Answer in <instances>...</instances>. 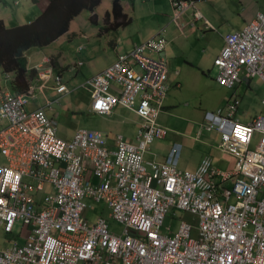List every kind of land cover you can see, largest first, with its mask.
Returning a JSON list of instances; mask_svg holds the SVG:
<instances>
[{
	"label": "built area",
	"instance_id": "built-area-1",
	"mask_svg": "<svg viewBox=\"0 0 264 264\" xmlns=\"http://www.w3.org/2000/svg\"><path fill=\"white\" fill-rule=\"evenodd\" d=\"M169 1L173 18L193 6V0ZM165 46L157 33L82 82L92 111L109 114L121 105L138 117L134 141L119 134L114 148L103 133L86 128L69 140L58 137L56 121L43 109L26 110L30 89L0 90V121H6L0 126V228L11 234L21 222L25 229L24 240L0 247V264H264V113L240 122L233 94L222 109L204 113L202 127L218 132V148L237 159L233 171L215 168L208 155L195 170L180 169L179 143L162 160L144 159L148 145L167 133L157 122L169 90ZM213 64L224 87L241 77L264 83L263 12L224 36ZM55 81L57 92L68 91ZM244 163L259 171L238 176ZM90 202L108 208L120 234L101 213L88 220ZM172 208L191 216L174 230L163 226Z\"/></svg>",
	"mask_w": 264,
	"mask_h": 264
},
{
	"label": "crops",
	"instance_id": "crops-1",
	"mask_svg": "<svg viewBox=\"0 0 264 264\" xmlns=\"http://www.w3.org/2000/svg\"><path fill=\"white\" fill-rule=\"evenodd\" d=\"M21 1L0 0V19L7 23L8 21L4 18L13 16L14 19L10 21L13 23L9 25L28 23L38 16L37 13H40L47 3V0H25V6H28L25 8L20 7ZM127 1L129 4L125 9L120 0L123 12L130 17V22L124 26L116 28L111 26L113 17L110 6V9L104 13L103 28L93 29L92 24L98 22L96 14L98 6L93 12L88 11L91 31L87 34L84 32L73 34L78 37L72 39L75 41L74 50H81L77 52V55H81L84 51H87L89 55L86 62L81 65V71L76 74L74 81L81 80L78 84L80 86L84 79L110 65L117 54L124 53L134 45L160 33L166 39L163 55L167 60L166 83L169 85V90L164 98L163 107L158 113L157 122L167 128V133L151 144L150 151L153 153L147 155L153 156L151 160H162L172 144L179 143L181 149L178 167L182 170H195L203 155L211 157L215 168L225 171L235 170L238 164L237 159L218 148L221 142L220 134L216 131L211 133L212 130L203 131L202 124L199 122H203L205 112L222 109L232 94L240 100L236 111V118L240 122L247 123L255 115L264 113V107L261 104L264 83L258 77H241L240 81L230 89L218 84L215 78H211L217 74L213 60L223 45L224 36L240 30L255 16L256 12L264 13V0H193V6H186L177 18L172 17V6L169 0ZM194 11L199 13L200 18H194ZM102 29L104 31H101ZM65 34L68 32L45 46L31 47L25 51L28 69L34 68L37 72L29 87L31 90L29 95L36 104L27 109V102L26 110L41 108L47 116L55 121L57 119L61 127H57V136L62 139L69 140L77 128H86L103 133L108 148H114L116 136L119 134L126 140L134 141L138 117L133 111L121 105H115L109 114L96 113L91 110L92 94L88 89L84 92L89 93V100L81 103L76 82L69 89L61 81L62 66L57 61L61 51L56 47V41L61 40ZM89 35H93V38L85 41L84 38ZM81 45L84 49H81ZM99 54H109L110 58L101 61ZM146 54L155 56L149 51ZM79 62L81 63L80 60ZM55 77L59 78L68 91L60 93L56 91ZM8 81L9 75H6L5 79H0L2 87L8 86ZM4 90L10 91L6 88ZM53 103H56L55 106L59 110L52 106ZM72 104H74V110L67 111L63 118L60 109H67L66 105ZM75 109L84 117L82 126H67L64 121L73 119ZM130 122L133 123V128H130ZM215 139H218V144ZM216 145L217 148H215ZM258 171V165L244 163L238 170V176L248 179ZM95 204L98 207L93 211L92 216L87 211L85 216L91 221L102 211V215L108 219L109 227L114 231L111 226H116V222L107 217L108 208L100 203ZM9 236L0 228V238L9 240Z\"/></svg>",
	"mask_w": 264,
	"mask_h": 264
},
{
	"label": "trees",
	"instance_id": "trees-1",
	"mask_svg": "<svg viewBox=\"0 0 264 264\" xmlns=\"http://www.w3.org/2000/svg\"><path fill=\"white\" fill-rule=\"evenodd\" d=\"M100 2L101 0H47L38 16L28 23L9 25L0 19V79L9 75L8 86L2 87L0 83V90L6 88L13 94H27L37 72L34 68L28 69L25 51L51 43L67 32L75 16L83 10L93 12ZM110 13L113 28L130 22V17L123 12L120 0H112Z\"/></svg>",
	"mask_w": 264,
	"mask_h": 264
},
{
	"label": "rangeland",
	"instance_id": "rangeland-1",
	"mask_svg": "<svg viewBox=\"0 0 264 264\" xmlns=\"http://www.w3.org/2000/svg\"><path fill=\"white\" fill-rule=\"evenodd\" d=\"M111 1L112 0H102L101 3L98 5V7L96 8V14H97V17H98V22L97 23H93L92 24V27L93 29L94 28H97L98 30L100 29V27L103 28V24H104V13L106 10H109L110 9V6H111ZM121 3L123 5V7L125 9H127V5L129 4V1L127 0H121ZM20 7H25L27 8L28 6H25V0H22L21 1V4H20ZM18 11V10H17ZM39 14V12L37 13ZM89 12L86 11V10H83L81 11L78 16L76 18H74L70 24H69V28H68V34H65L61 40L58 39L56 41V47L58 48L59 51H61L59 53V56L57 57V61L59 62V64L62 66L60 71H62V79L61 81L63 83H65L69 89H71V85L74 84V82H76V86L79 84V82L81 80H78V81H74L75 77H76V74L79 73L81 71V65L83 63L86 62V59L89 57L87 51H84L81 55H77V52L81 51L80 49L75 51L74 50V46L73 44L75 43V41H72V39H77L78 37L73 35V34H78L79 32H84V33H88L91 31V28H90V23L88 21V19L90 18L89 16ZM1 16V15H0ZM19 17H20V14H19ZM4 18V17H2ZM5 20H7L8 24H12L13 22H10L12 19H14L13 16H8L6 18H4ZM17 20V19H16ZM24 20V19H22ZM101 31H104V29H102ZM93 38V35H89V36H86L84 39L85 41H87V39H91ZM106 44V42H105ZM86 46V45H84ZM81 49H84L83 45H81ZM100 57H101V61H104V60H107L110 58V55L109 54H99ZM81 61V63L78 61ZM85 78V77H84ZM89 78V77H87ZM86 78V79H87ZM211 78H215V76H211ZM86 79H82L84 82ZM81 82V84H82ZM80 84V86L78 85L79 88H77V91L79 92L78 94V98H79V101L81 103H85L86 101L89 100V93L88 92H84L86 90V88L82 87ZM230 89V88H229ZM70 91V90H69ZM69 93V92H67ZM67 93H65V95H67ZM230 95V94H229ZM229 95L227 97H229ZM26 98H28V104L26 105V108L28 109L29 107H32L36 104L35 100L32 99L30 97V95H26ZM70 101V100H69ZM70 103H73L72 101H70ZM226 103H227V100H226ZM226 103L225 105H223L222 107H225L226 106ZM56 103H53L52 106H55ZM74 104H72L71 106H67V109H64V108H61L60 109V112H61V116L64 118L65 115H66V112L67 111H71V110H74V107H73ZM55 109L56 110H59L57 108V106H55ZM216 109V108H214ZM213 109V110H214ZM76 111V109H75ZM215 111V110H214ZM75 116L73 117V119L71 120H65V124L67 126H82V123H83V116H81L77 111L74 113ZM56 119V118H55ZM6 124V121L5 120H2L0 121V126H3ZM56 124H57V127L58 128H61L60 125H58V122H57V119H56ZM199 124H202L199 122ZM139 125V120L137 121V126H136V129ZM129 126L130 128H133V123L130 122L129 123ZM201 129L203 131H206V129H204L203 127H201ZM136 132V130H135ZM211 133H215L214 131L211 132ZM133 139H134V136H133ZM66 140V139H65ZM158 139L154 140L153 142H151L149 144V151L147 153H145V160H151L153 158V156L151 157L150 155H147L148 153H153L152 151H150V146L151 144H153L155 141H157ZM256 140H257V135L255 134L254 136V139H253V142L252 144L250 145V148H255L256 147ZM216 143L218 144V139H215ZM215 148H217V145L215 146ZM155 151V150H153ZM157 152V151H156ZM0 162H4V159L2 158V156H0ZM24 181L28 182V183H31V184H34L35 182L30 180L29 178L25 177L24 178ZM230 183H227V185H229ZM262 196V195H260ZM92 209L91 210H88L87 213L90 212V216H92V214L94 213L93 211L98 207L97 204L95 203H92ZM172 211H174L175 213V218L171 217V213ZM180 218H185V219H191V216L188 214V213H185L181 210H175V209H171L169 211V213L167 214V216L165 217L164 219V223H163V226H169L170 229L174 230L176 229L177 225H178V220ZM116 226H111L113 229H114V232L117 233V234H120V226L118 224L115 223ZM25 229L23 228L21 222H16L15 226H14V229H13V232L11 234H8L10 235L9 236V240L5 239V238H0V247L4 248L6 246H9L11 244H13V242L15 241V239L19 240V241H22L24 240V237H23V233H24ZM13 234L15 236H13ZM7 235V234H6ZM4 236V235H3ZM192 236H194L192 234ZM6 237V236H4Z\"/></svg>",
	"mask_w": 264,
	"mask_h": 264
}]
</instances>
